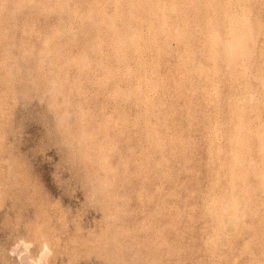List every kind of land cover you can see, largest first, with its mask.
<instances>
[{
  "label": "rangeland",
  "instance_id": "1",
  "mask_svg": "<svg viewBox=\"0 0 264 264\" xmlns=\"http://www.w3.org/2000/svg\"><path fill=\"white\" fill-rule=\"evenodd\" d=\"M235 4L19 0L0 17V171L30 181L0 205V264L20 247L33 264H264V0H242V51ZM234 189L242 219L214 243L211 194Z\"/></svg>",
  "mask_w": 264,
  "mask_h": 264
},
{
  "label": "clouds",
  "instance_id": "2",
  "mask_svg": "<svg viewBox=\"0 0 264 264\" xmlns=\"http://www.w3.org/2000/svg\"><path fill=\"white\" fill-rule=\"evenodd\" d=\"M18 4L19 0H0V17L15 10ZM226 25L232 47L236 50H244L251 37V21L242 7V0H236L235 6L226 15ZM261 139L264 141V136H261ZM112 172L114 174L115 169ZM14 180L23 181L25 185L30 183L23 170V165H18V170L14 176L11 174V170L8 175L0 171V205H2L10 183ZM93 195L99 197L101 210L105 212L106 221H115L117 214L122 211L116 206L117 198L105 189H93ZM211 195L219 209L212 213V241L220 243L228 238L230 229L234 228L242 219L241 213L245 201L242 194L235 189L228 200L218 198L215 193ZM166 199V196H162L161 202L163 203ZM106 237L107 233H104L100 239H106Z\"/></svg>",
  "mask_w": 264,
  "mask_h": 264
},
{
  "label": "snow or ice",
  "instance_id": "3",
  "mask_svg": "<svg viewBox=\"0 0 264 264\" xmlns=\"http://www.w3.org/2000/svg\"><path fill=\"white\" fill-rule=\"evenodd\" d=\"M31 256V248L25 249L23 247H20L15 250L14 252V258L16 259V264H21V261H23V264H33V259L29 258Z\"/></svg>",
  "mask_w": 264,
  "mask_h": 264
},
{
  "label": "bare ground",
  "instance_id": "4",
  "mask_svg": "<svg viewBox=\"0 0 264 264\" xmlns=\"http://www.w3.org/2000/svg\"><path fill=\"white\" fill-rule=\"evenodd\" d=\"M206 2V1H205ZM208 2H210V1H208ZM207 2V3H208ZM229 2V1H228ZM33 3V2H32ZM101 3V2H100ZM137 3V2H136ZM152 3V2H151ZM196 3H198V2H196ZM244 3V2H243ZM169 4V3H168ZM211 4H213V2L211 3ZM209 5V4H208ZM226 5V4H225ZM142 6V5H141ZM189 6V5H188ZM207 7V6H206ZM134 8H135V6H134ZM225 8V7H224ZM32 9V8H31ZM204 9V8H203ZM246 9V8H245ZM40 10V9H39ZM186 10V9H185ZM107 11V10H106ZM164 11V10H163ZM162 11V12H163ZM230 11V10H229ZM106 13V12H105ZM103 14V13H102ZM52 16V15H51ZM92 16V15H91ZM110 16V15H109ZM112 18V17H111ZM114 20V19H113ZM256 20V19H255ZM94 21V20H93ZM124 23H126V22H124ZM58 24V23H57ZM62 24V23H61ZM224 24V23H223ZM107 25V24H106ZM113 25V24H112ZM154 25V24H153ZM124 27V26H123ZM55 28V27H54ZM59 28H61V27H59ZM64 28V27H63ZM109 28V27H108ZM145 29V28H144ZM119 31V30H118ZM122 31H120V33H121ZM119 33V34H120ZM144 34V33H143ZM252 34V33H251ZM121 35V34H120ZM120 35H119V37H120ZM264 36V35H263ZM124 37V36H123ZM212 38V37H211ZM229 42H230V40H229ZM71 43V42H70ZM224 43V42H223ZM253 45V44H252ZM109 47V46H108ZM253 47H255V46H253ZM240 51V50H239ZM238 51V52H239ZM144 53V52H143ZM142 54V53H141ZM146 54V53H145ZM148 54V53H147ZM239 55H241V53L239 54ZM151 61H152V59H151ZM76 62V61H75ZM158 66V65H157ZM138 69V68H137ZM200 70V69H199ZM157 77V76H156ZM149 79V78H148ZM141 81V80H140ZM137 83V82H136ZM165 84V83H164ZM148 85V84H147ZM138 89V88H137ZM156 90V89H155ZM154 90V91H155ZM115 91V90H114ZM124 93V92H123ZM118 95V94H117ZM118 98V97H117ZM128 99V98H127ZM188 103V102H187ZM217 110V109H216ZM219 110V109H218ZM220 111V110H219ZM150 112V111H149ZM236 112V111H235ZM231 113V112H230ZM234 114V113H233ZM126 116V115H125ZM243 120V119H242ZM119 121V120H118ZM244 121V120H243ZM145 123V122H144ZM137 126V125H136ZM239 127V126H238ZM245 131V130H244ZM261 131H263V130H261ZM136 134V133H135ZM242 134V133H241ZM252 135V134H251ZM243 136V135H242ZM98 137V136H97ZM242 138V137H241ZM241 140V139H240ZM259 140V139H258ZM102 141V140H101ZM238 144V143H237ZM125 162V161H124ZM108 167V166H107ZM108 170V169H107ZM108 173V172H107ZM25 247V246H24ZM45 255H46V253H45ZM43 256H44V254H43ZM42 256V257H43ZM43 259V258H42Z\"/></svg>",
  "mask_w": 264,
  "mask_h": 264
}]
</instances>
